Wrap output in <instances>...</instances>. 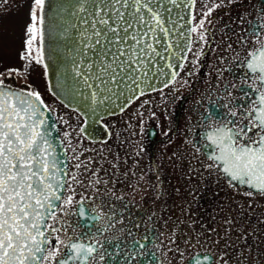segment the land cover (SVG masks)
<instances>
[{
	"label": "snow or ice",
	"instance_id": "6c2138e0",
	"mask_svg": "<svg viewBox=\"0 0 264 264\" xmlns=\"http://www.w3.org/2000/svg\"><path fill=\"white\" fill-rule=\"evenodd\" d=\"M8 2L0 0V7ZM44 5L45 0L29 5L21 67L0 72V264H138L146 242L162 244L165 255H172L169 264H232L229 248L247 235L232 216L202 231L173 221L166 241L155 232L136 238L142 218L122 196L108 195L111 181L104 165L118 169V163L82 146L74 130H62L57 121L71 127L69 121L51 115L41 92L27 82L30 67L42 63ZM185 6L191 8L188 0H74L57 30L72 41L64 88L92 105L123 100L130 107L156 90L159 78L175 80L192 45L206 42L205 21L219 5L202 11L187 33L185 17L177 11ZM241 32L239 51L233 52L249 73L242 94L246 103H235L226 85L221 108L227 111L218 113L201 137L203 148L193 147L218 179L246 187L243 194L249 198L264 197V12ZM13 78L25 84L6 82ZM236 257V264H264V257L250 252L238 251Z\"/></svg>",
	"mask_w": 264,
	"mask_h": 264
},
{
	"label": "flooded vegetation",
	"instance_id": "af4514ba",
	"mask_svg": "<svg viewBox=\"0 0 264 264\" xmlns=\"http://www.w3.org/2000/svg\"><path fill=\"white\" fill-rule=\"evenodd\" d=\"M213 4L219 6L205 21L206 42L197 40L192 45L193 50L187 54L184 67L179 69L175 80L167 87L148 92L120 113L103 119L109 132L106 140L90 141L80 133L82 146L95 149L109 161L118 163V169H113L110 164L104 165L108 170L105 179L111 181L108 195L114 192L115 196H122L132 213L138 219L142 218L143 226L136 230L137 239L155 232L162 241H166L170 229L164 220H168L171 209L167 204L171 201L166 199L173 190L180 197L185 196L187 188L183 179L189 175V168L193 165L191 159L197 154L193 144L203 148L205 142L201 137L215 125L217 114L227 111L221 108L226 102L223 99L225 86L232 92L235 103H246L242 94L247 90L245 77L249 73L246 66L238 62L240 57L234 54L233 49L239 51L237 35L243 34L241 29L247 28V21L255 20L264 12V0H194L192 18L195 20L192 19V26L202 18L201 12ZM241 18L244 23L240 22ZM228 44L232 48H228ZM201 50L202 54L197 58ZM143 101L148 103L141 106ZM66 111L64 108L65 114ZM52 112L71 125L70 118ZM67 116L71 117L70 114ZM202 117L207 118L206 124ZM78 123L79 129L80 117ZM57 124L64 131L72 129L60 121ZM87 154L96 153L89 151ZM181 156L186 158V164L182 162L181 165ZM149 216H153L151 222L148 221ZM248 230L253 233H246L247 239L254 238L255 229ZM146 244L138 264H161V261L169 264L172 260L171 253L165 255L162 244ZM235 247L238 246L229 248L233 264L237 259L234 251L238 248ZM255 251L252 247L245 253L250 252L255 258Z\"/></svg>",
	"mask_w": 264,
	"mask_h": 264
},
{
	"label": "rangeland",
	"instance_id": "374dc122",
	"mask_svg": "<svg viewBox=\"0 0 264 264\" xmlns=\"http://www.w3.org/2000/svg\"><path fill=\"white\" fill-rule=\"evenodd\" d=\"M30 3L31 0H9L6 7H0V72L10 67L19 68L23 63L19 60V53L23 48L24 28L28 23ZM29 71L27 82L41 92L45 102L56 115L62 114L70 118L72 128L70 131L74 130L75 138L83 142L78 129V114L70 110H67L65 114L62 105L49 94L42 65L34 64ZM6 82L17 86L25 84V81L20 78H13ZM68 114L71 117H68ZM191 160L193 165L189 168L190 173L183 179L187 188L185 196L180 197V194L177 195L176 190H173L166 199L167 202L171 201L167 203L171 205V209L166 227L170 229L173 221L182 220L184 224L181 227L190 223L197 231H202L214 229L223 224L225 217L232 216L246 233H253L248 230L250 228L255 229L256 233L254 238L247 239L246 235V240L242 239L236 244L238 247L235 249L238 248V250L234 251L235 255L238 251L246 252L254 247L257 250L254 253L264 257V197L257 195L249 198L243 194L245 191L233 189L222 178H215L216 172L209 171L201 163L204 161V155L197 153ZM180 161L181 165L182 162L186 164V158L183 156L180 157ZM248 204H252L253 207L249 208ZM240 205H243V210Z\"/></svg>",
	"mask_w": 264,
	"mask_h": 264
},
{
	"label": "water",
	"instance_id": "95a60500",
	"mask_svg": "<svg viewBox=\"0 0 264 264\" xmlns=\"http://www.w3.org/2000/svg\"><path fill=\"white\" fill-rule=\"evenodd\" d=\"M73 2L74 0H45V23L40 53L42 56L44 76L47 77L45 80L50 94L62 105L78 113L82 118L80 130L83 129V132L81 134L90 141H104L108 137L109 132L101 120L121 112V106L125 109L127 105H125L123 100L116 101L114 104H109L107 107L105 105H92L91 101L86 99L85 96L73 97L71 93L64 88V69L65 67H70L71 64L70 48L72 41L60 37L57 30L58 26L64 22V19L68 18L67 9ZM188 2L191 4L190 9L185 6L183 9L177 10L180 15L185 17L183 23H185L184 31L186 33L188 32V28L192 27V23L189 24L188 21H192L194 0H188ZM189 35L191 34L189 33ZM186 42L187 41H185V43ZM165 81H168L169 84L172 80H170L169 76L161 77L155 82L154 88L159 90L165 87ZM71 83L72 81L69 76L67 84L70 85ZM151 91L155 90H149V92ZM93 108L97 109L95 113L92 111ZM109 108L111 111H109ZM51 115H53V113H51ZM235 186L247 189L244 186Z\"/></svg>",
	"mask_w": 264,
	"mask_h": 264
}]
</instances>
